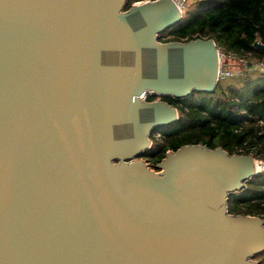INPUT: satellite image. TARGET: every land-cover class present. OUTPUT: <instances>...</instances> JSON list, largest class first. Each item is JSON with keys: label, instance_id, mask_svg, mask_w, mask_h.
<instances>
[{"label": "water", "instance_id": "water-1", "mask_svg": "<svg viewBox=\"0 0 264 264\" xmlns=\"http://www.w3.org/2000/svg\"><path fill=\"white\" fill-rule=\"evenodd\" d=\"M126 2L0 0V264H259L264 220L227 211L250 154L140 157L177 120L143 97L212 95L218 48L159 40L173 0Z\"/></svg>", "mask_w": 264, "mask_h": 264}, {"label": "trees", "instance_id": "trees-1", "mask_svg": "<svg viewBox=\"0 0 264 264\" xmlns=\"http://www.w3.org/2000/svg\"><path fill=\"white\" fill-rule=\"evenodd\" d=\"M135 1L127 0L124 8ZM188 5L181 20L159 34L161 40L211 38L221 52L244 61L243 75H237L238 86H218L214 96L168 99L177 120L155 127L151 145L140 157L154 164L166 150L188 143L220 146L229 154L250 153L263 168L228 195L227 211L264 218V72L257 77L244 73L249 60L264 64V52L253 46L257 40L264 45V0H197L192 11Z\"/></svg>", "mask_w": 264, "mask_h": 264}, {"label": "rangeland", "instance_id": "rangeland-1", "mask_svg": "<svg viewBox=\"0 0 264 264\" xmlns=\"http://www.w3.org/2000/svg\"><path fill=\"white\" fill-rule=\"evenodd\" d=\"M187 3H189L188 10L192 11L196 7L197 0H187ZM257 42H258V40H257ZM227 54L228 53H226V55H224L222 57L221 62H222V64H224V68L227 69V71L229 72V76L218 82L216 90L218 89V86H223V88L226 86H230V85L238 86L239 80L237 79V75H243L244 61L243 60L242 61L237 60L236 58H233V57H225V56H227ZM249 62H250L249 63L250 66H249L248 70L246 72H244L245 74H249L250 77H257L258 73L264 72V64L263 63L255 61V60H249ZM262 62H264V61H262ZM216 90L212 94L213 96L215 95ZM196 96L197 95H194V98ZM155 136L156 137L158 136V134L156 132H155ZM141 158H143V157H141ZM255 162H256V164L260 163V162H257L256 160H255ZM152 166H153V164H152ZM150 168L152 169V167H150ZM262 168H263V165L260 163L259 166L256 168V170L258 171V170H261ZM156 170H154V171H156ZM259 218H262V217H259ZM262 219L264 220V218H262ZM253 259L258 261L259 264H264V253H260V254L255 255L253 257Z\"/></svg>", "mask_w": 264, "mask_h": 264}, {"label": "built area", "instance_id": "built-area-1", "mask_svg": "<svg viewBox=\"0 0 264 264\" xmlns=\"http://www.w3.org/2000/svg\"><path fill=\"white\" fill-rule=\"evenodd\" d=\"M173 2L178 6V8L180 9L181 13L183 12V9L185 7V4L187 2V0H173ZM226 55L225 53L221 52V50L218 49V63H219V69H218V76H217V82L221 81L224 78H227L229 76V72L227 71V69L224 68V64H222V57ZM225 57H233L236 58L237 60H241V58H237L234 54L229 53L227 54V56ZM258 162V161H257ZM260 163L256 164V168L259 166Z\"/></svg>", "mask_w": 264, "mask_h": 264}, {"label": "flooded vegetation", "instance_id": "flooded-vegetation-1", "mask_svg": "<svg viewBox=\"0 0 264 264\" xmlns=\"http://www.w3.org/2000/svg\"><path fill=\"white\" fill-rule=\"evenodd\" d=\"M138 1H143V0H138ZM135 2H137V1H135ZM159 40L160 41H162L161 40V38H160V35H159ZM169 41H171V40H169ZM164 42V41H163ZM144 100H146V101H153V100H164V101H167L168 99L169 100H172V98H170V97H164V96H159V95H155V94H146L144 97ZM175 100V99H174ZM169 103V102H168ZM170 104V103H169ZM151 135H152V131L150 132V134H149V138L151 137ZM151 145V144H150ZM150 147V146H149ZM147 150V149H146ZM144 158V157H143ZM144 159H146L149 163H150V167H152V169L153 170H156V168H155V163L153 164L152 162H150L149 161V159H147V158H144ZM152 164H153V166H152Z\"/></svg>", "mask_w": 264, "mask_h": 264}]
</instances>
